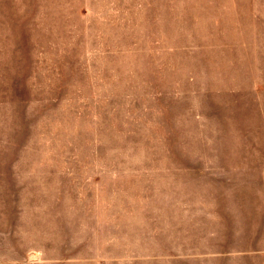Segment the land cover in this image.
<instances>
[{
    "label": "rangeland",
    "instance_id": "374dc122",
    "mask_svg": "<svg viewBox=\"0 0 264 264\" xmlns=\"http://www.w3.org/2000/svg\"><path fill=\"white\" fill-rule=\"evenodd\" d=\"M0 264H264V0H0Z\"/></svg>",
    "mask_w": 264,
    "mask_h": 264
}]
</instances>
